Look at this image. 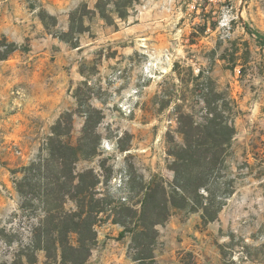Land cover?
<instances>
[{"label": "rangeland", "instance_id": "obj_1", "mask_svg": "<svg viewBox=\"0 0 264 264\" xmlns=\"http://www.w3.org/2000/svg\"><path fill=\"white\" fill-rule=\"evenodd\" d=\"M96 1L0 0V57L16 46L0 60L1 263L12 254L5 239L29 233L37 220L21 209L16 181L25 167L49 156L61 118V138L78 143L85 122L79 103L101 110L103 118L98 153L81 158L77 170L100 173L99 189L111 200L137 202L143 179L173 180L167 151L170 132L182 140L177 110L199 119L213 89L236 106L227 161L236 192L208 224L199 212L174 210L157 226L155 259L264 264V42L252 33L264 36V0H140L116 25L89 12V31L65 34L71 12L84 3L92 10ZM52 173L46 169L42 180ZM96 229L86 264L135 263L132 236L121 234V224L110 219ZM35 264L53 263L41 251Z\"/></svg>", "mask_w": 264, "mask_h": 264}, {"label": "trees", "instance_id": "obj_2", "mask_svg": "<svg viewBox=\"0 0 264 264\" xmlns=\"http://www.w3.org/2000/svg\"><path fill=\"white\" fill-rule=\"evenodd\" d=\"M139 1L97 0L92 10L84 3L71 12L69 31L65 34L89 31L90 27L85 25L89 12L116 25V19L125 20ZM252 33L264 42V36ZM15 47L13 44L0 60L6 59ZM221 97L209 89L199 119L193 113L177 110V132L182 140H177L170 132L167 151L173 180L167 182L158 176L149 181L143 179L137 202L111 200L99 189L103 183L100 173L94 169L77 170L81 158L97 155L96 129L103 118L101 110L92 105L85 110L79 103L77 110L85 117V122L78 143L61 138L64 121L61 118L49 141V156L25 167L23 177L16 181L22 197L21 209L33 211L37 220L29 233L16 232L5 239L12 254L0 264H35L41 251L48 263L86 264L97 243V225L110 219L123 226V236L131 234L134 264H157L154 255L159 236L157 226L166 222L174 210L199 212L205 224L217 220L237 189L236 180L227 170L236 134V106L230 100L221 101ZM51 168L56 173L49 178L45 176L47 181H43V172ZM132 177L130 171L128 183H132ZM69 201L74 204L71 208H67ZM74 234L75 241L72 240ZM5 236L0 227V240Z\"/></svg>", "mask_w": 264, "mask_h": 264}]
</instances>
